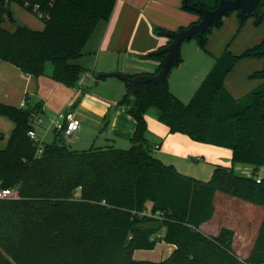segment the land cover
Listing matches in <instances>:
<instances>
[{"label": "trees", "instance_id": "trees-1", "mask_svg": "<svg viewBox=\"0 0 264 264\" xmlns=\"http://www.w3.org/2000/svg\"><path fill=\"white\" fill-rule=\"evenodd\" d=\"M24 1L28 11L37 6L45 16L43 29L19 26L9 31L2 27L5 17H0V62L34 78L44 76L49 63L50 79L76 90L86 69L75 61L84 56L97 26L110 19L117 0ZM183 2L209 9L198 0H182L186 12ZM232 13L238 15L227 16ZM250 18L254 26L261 24L264 0ZM199 22L200 17L176 32ZM212 28L203 36L202 50ZM162 49L143 57L159 63L156 74L166 56L159 54ZM250 59L263 61L262 69L250 77L263 83L234 99L224 82L236 63ZM181 62L179 53L171 69ZM167 78L163 86L138 85L133 99L126 86L125 96L117 102L135 123L128 150L109 146L73 151L60 133H54L53 141L44 142L36 157L27 133L34 129L32 121L43 115L42 102L25 94L30 100L26 108L0 104V116L14 123L0 150V190L19 194L18 200H0V264H264V216L245 261L232 249L231 230L223 228L215 237L199 231L212 218L217 192L264 209V179L256 183L255 177L264 168V35L237 56L226 47L186 104L169 91ZM150 108L158 111V122L170 134L229 150L232 166H250L252 176H239L232 166L214 165L210 181L202 183L164 165L147 139L145 115ZM146 204H151L149 210ZM157 243L173 246L168 258L133 260L135 251H152Z\"/></svg>", "mask_w": 264, "mask_h": 264}, {"label": "crops", "instance_id": "crops-1", "mask_svg": "<svg viewBox=\"0 0 264 264\" xmlns=\"http://www.w3.org/2000/svg\"><path fill=\"white\" fill-rule=\"evenodd\" d=\"M198 1L211 10L215 8L217 2V0ZM136 3H139L138 0H117L110 19L97 26L84 50V56L75 61L80 65H82L83 60L93 62L94 68L91 73L93 80H96L98 74L110 71H117L131 77L155 75L159 63L154 60H145L143 57L166 47L168 44V40L158 36L155 30L176 32L179 28H186L199 20L197 15L181 9L182 0H149L144 6L141 7L140 5L139 7L143 10V14H137L132 9V5ZM124 10L128 13L125 14ZM221 21L220 27L211 29L203 50L214 61L226 47L228 49L230 46L231 48L234 47L232 51H229L237 56L260 43L263 38L264 19L259 26H254L252 18L240 25L236 13H232L222 18ZM262 67V60L239 61L228 74L224 88L234 99L241 98L262 85L263 81L250 78ZM49 74L46 72L45 77L34 78L22 74L7 63L0 62V104L19 108L23 96L27 94L42 102V116L52 114L49 112L73 114L81 125L79 130L72 135L77 136L79 134V137L88 135L91 138L89 143L99 142L102 146L99 148L111 146L118 149L130 146V138L134 132L135 123L122 107L116 106L118 100L116 101L106 92L96 96L91 92L84 91L82 87L90 81L87 74L81 77L76 90L52 81ZM104 80H100L98 88H101V83ZM192 84L195 86L193 88H196L199 86V81ZM81 92H84V95L79 104L74 107ZM145 120L149 131L147 139L150 135L151 138L160 140L158 143L156 141L151 143L148 139L154 157L160 162L162 159L167 160L166 155L171 154L179 158L194 156L196 159L210 162L213 166H232L229 150L195 143L179 134H170L168 128L161 125L156 118H148L145 115ZM39 128V126L36 127V132ZM13 129L14 123L12 121L9 123L0 118V133L2 135L0 150L5 148ZM43 139L45 142H51L54 139V134L45 132ZM155 146L159 148L154 150ZM162 163L164 164V162ZM175 164L178 166L179 162L176 161ZM166 166H172L181 176L185 174L179 171L181 170L180 167L178 169L173 164ZM232 168L234 173L239 176H252V167L250 166L235 164ZM255 177L263 179L264 168H260ZM250 205L222 193H215L212 200L214 210L212 218L203 223L199 227V231L206 236L215 237L223 228L231 230L234 234L233 251L239 260H247L264 216L261 210ZM150 207L151 204H146V209L149 210ZM212 221L214 223L210 224ZM163 232L159 237L163 235ZM168 249L167 254H171L174 248L169 246ZM143 252L148 251H135L132 256L133 259L135 260L136 255L139 257L145 255ZM160 260H163V257Z\"/></svg>", "mask_w": 264, "mask_h": 264}, {"label": "rangeland", "instance_id": "rangeland-1", "mask_svg": "<svg viewBox=\"0 0 264 264\" xmlns=\"http://www.w3.org/2000/svg\"><path fill=\"white\" fill-rule=\"evenodd\" d=\"M149 0H138L139 3L133 4L132 5V9L138 14L142 13L143 14V10H141L139 7L141 5L144 6L146 4V2ZM124 2V1H123ZM126 3V2H124ZM9 7V11L12 13V16L14 18V20L17 22V24H19V26H23V27H27L31 30L34 31H41L43 29V22L38 18V16H35L34 14L26 11L24 8H22L21 6L17 5L16 3H10ZM125 11V10H124ZM128 12L125 11V14H127ZM124 15V14H123ZM4 26L5 29L9 30V31H14L15 27L10 24L7 20V18H5V22L2 24ZM214 27V26H213ZM216 28V27H214ZM234 47L231 48L230 46V51L233 50ZM180 58L182 60L181 64L178 67H174L170 70V73L168 75L167 78V82H168V87L170 89V92L176 97L178 98L182 103L186 104L188 103V101L190 100V98L193 96V94L195 93L196 89L198 88V86H196V88L192 83L199 81V84L202 82V80L204 79V77L206 76V74L209 72V70L211 69V67L214 64V60L211 59L209 56H207L203 50H199V46H198V40L197 39H191L190 41H184L181 46H180ZM82 66L86 69L85 71V75L87 74L89 76L90 81L87 83L86 86H83L82 89H84V91L87 92H91V94H94L96 96H99L100 94H102V92H106L108 95H110L111 97H114V99L117 101H120L126 94L127 90H126V85L120 81L117 78H108L105 79L104 81H102L101 83V88H94L93 90L89 91L88 88H91L94 86L95 84V80H93V75L91 74L94 68L93 62L91 60H83L82 61ZM51 71H52V67L49 63L46 64V68H45V74L47 72V74H49V78L51 75ZM206 72V74L204 75V77L202 78L203 74ZM117 71H110L107 73H114ZM120 73V72H118ZM83 74V75H84ZM45 77V75L43 76ZM202 78V79H201ZM65 87V86H64ZM87 88V89H86ZM117 98V99H116ZM79 104V103H78ZM52 114H48L45 116H42L41 119L43 121V124L40 126V128L38 129V136L39 138H43V134L46 132H49L51 134H53V130H52V126H51V121L53 120L54 117H56L58 114L62 113V112H49ZM158 116V111L155 108H150L147 110L146 112V116L148 118H156L157 120V116ZM54 116V117H53ZM53 117V118H52ZM0 118L4 119L6 122H11L10 120L1 117ZM103 132V131H101ZM5 133V132H4ZM6 135V134H5ZM60 139L65 142V144L73 151H83V150H87L89 148H99L102 147L100 146L101 144H99V142H95L93 143H89V140L91 139L88 135L87 136H83L79 137V134L76 135H72L69 137L63 136L62 134L60 135ZM149 142L153 143L154 141H156L157 143L160 142L157 141V138H151V136L149 135ZM130 146H127L126 148H118L121 150H128ZM157 155V154H156ZM158 156V155H157ZM167 156V160H161L162 162H164V164L166 165H175V167H180L184 176L187 177H191L195 180H198L199 182L202 183H208L211 179V175H212V170H213V165L210 162H207L206 160H201V159H196V157L194 156H190V158H179L176 156H173L171 154L166 155ZM170 157V158H169ZM176 161L179 162L178 166L176 163ZM198 161V162H196ZM264 179V178H263ZM249 205V204H248ZM253 208H256L258 210H261V212L264 213V209L261 207H257L254 205H250ZM142 215L144 216H148L150 217L151 215L149 214V212H144ZM214 223L213 221L210 223L212 224ZM163 231V230H162ZM161 231V232H162ZM161 232H158L155 235V239L159 238V235L161 234ZM171 245L165 244V243H157L156 247L154 248V250L152 251H148V252H143L145 253V255L143 256H135V260L134 261H151V262H159L161 261L160 258L163 257V260L166 259L168 256H170V254H167V252L169 251L168 247ZM173 252V251H172Z\"/></svg>", "mask_w": 264, "mask_h": 264}, {"label": "water", "instance_id": "water-1", "mask_svg": "<svg viewBox=\"0 0 264 264\" xmlns=\"http://www.w3.org/2000/svg\"><path fill=\"white\" fill-rule=\"evenodd\" d=\"M261 0H220L217 8L204 9L202 6L195 7L183 2V8L189 12L194 13L200 17V22L192 25L188 29H181L176 33L161 30L157 33L158 36L170 40V44L163 48L159 54H166L164 63L161 70L156 75H139L134 78H128L126 75L118 72L98 74L96 76L95 84L89 90L98 87L100 79L117 78L126 84L128 93L133 99L136 93V87L141 84L151 83L154 85L165 84V80L170 72L173 60L179 56L180 46L184 41H190L196 38L198 40L199 50L203 49V36L206 34L210 27H219L222 18L226 17L230 12H237L239 21L247 20L257 9ZM6 18L10 24L15 28L19 24L14 20L12 13L5 8Z\"/></svg>", "mask_w": 264, "mask_h": 264}, {"label": "built area", "instance_id": "built-area-1", "mask_svg": "<svg viewBox=\"0 0 264 264\" xmlns=\"http://www.w3.org/2000/svg\"><path fill=\"white\" fill-rule=\"evenodd\" d=\"M10 3H16L17 5L24 8L26 11L28 7V3L24 0H0V17L6 18V12L5 8L9 10ZM29 8V7H28ZM35 16H38V18L41 20L45 16L42 13L38 12V7H33L30 11H28ZM5 14V15H4ZM4 28V26L2 25ZM30 103V100H27L22 98L19 108L23 109L26 108ZM43 124V121L38 119H35L32 121V125L34 126L33 130L28 131L27 136L32 141L36 148V157H39L43 152V143L45 142L43 138H39L38 133L36 132V127H40ZM80 121L73 115L67 112H63L58 114L56 117L53 118L51 121V128L54 133H60L63 136L69 137L72 134L76 133L80 128ZM159 147L155 146L154 150H157ZM260 179L256 178V183H259ZM19 194L17 190H0V200H8V201H14L18 200Z\"/></svg>", "mask_w": 264, "mask_h": 264}]
</instances>
